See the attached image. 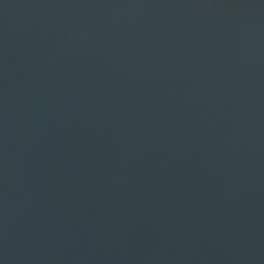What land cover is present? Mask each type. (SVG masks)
I'll use <instances>...</instances> for the list:
<instances>
[{
  "label": "water",
  "instance_id": "95a60500",
  "mask_svg": "<svg viewBox=\"0 0 264 264\" xmlns=\"http://www.w3.org/2000/svg\"><path fill=\"white\" fill-rule=\"evenodd\" d=\"M0 264H264V0H0Z\"/></svg>",
  "mask_w": 264,
  "mask_h": 264
}]
</instances>
